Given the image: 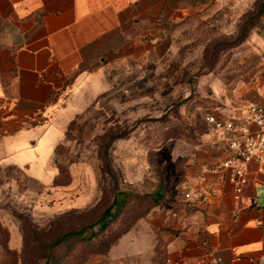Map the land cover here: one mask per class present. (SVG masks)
Here are the masks:
<instances>
[{"label":"rangeland","instance_id":"rangeland-1","mask_svg":"<svg viewBox=\"0 0 264 264\" xmlns=\"http://www.w3.org/2000/svg\"><path fill=\"white\" fill-rule=\"evenodd\" d=\"M166 34L157 64L131 76L143 82L117 86L103 77L55 152L52 181L0 166V264H103L121 235L178 190L183 148L207 132L203 115L241 116L256 104L246 94L264 53V0H212ZM117 194L126 195L118 211ZM106 210L114 217L93 227L95 236L56 244Z\"/></svg>","mask_w":264,"mask_h":264},{"label":"crops","instance_id":"crops-1","mask_svg":"<svg viewBox=\"0 0 264 264\" xmlns=\"http://www.w3.org/2000/svg\"><path fill=\"white\" fill-rule=\"evenodd\" d=\"M211 1L0 0V166L52 181L55 152L103 77L117 86L143 82L131 76L157 64L170 24ZM246 98L264 106V80L252 83ZM213 114L238 118L246 110ZM224 149L208 130L183 148L178 190L121 235L103 264H165L168 258L196 264L208 254L220 264H253L251 258L264 254V170L250 164L239 202L226 183L214 182L210 190L195 183L199 166L221 159ZM190 187L200 193L192 201L183 197Z\"/></svg>","mask_w":264,"mask_h":264},{"label":"built area","instance_id":"built-area-1","mask_svg":"<svg viewBox=\"0 0 264 264\" xmlns=\"http://www.w3.org/2000/svg\"><path fill=\"white\" fill-rule=\"evenodd\" d=\"M258 78L264 80V53L260 56ZM203 122L206 129L218 136L224 143V156L215 161L205 162L199 166L194 176L196 184H207L210 190L214 182L226 183L231 186L233 200L239 202L249 176L250 164L256 163L258 171L264 170V106L249 104L246 114L242 117H227L218 119L213 113H205ZM201 194L207 193V191ZM200 193L194 188H188L183 197L185 200H195ZM264 194V189H263ZM253 264H264V254L256 259H250ZM165 264H185L181 260L166 259ZM220 258L208 254V259L196 264H220Z\"/></svg>","mask_w":264,"mask_h":264},{"label":"trees","instance_id":"trees-1","mask_svg":"<svg viewBox=\"0 0 264 264\" xmlns=\"http://www.w3.org/2000/svg\"><path fill=\"white\" fill-rule=\"evenodd\" d=\"M125 198H126V195L117 194L116 198L113 200L112 206L118 211L120 209L121 205H123ZM116 210L104 211V213L102 214V216L99 218V220L96 222L95 225L90 226V227L85 228V229H82L78 232H74V233H70L68 235H65L64 237L58 239L56 244L58 245V244L62 243L65 239H68L71 237L80 238V237L84 236V234L87 231H89L91 235L95 236V234L97 232L94 230L93 227H95V226L96 227H104L108 223V221H110L112 219V217H114L113 215H114Z\"/></svg>","mask_w":264,"mask_h":264}]
</instances>
